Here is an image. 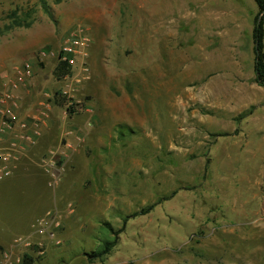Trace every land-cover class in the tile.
Masks as SVG:
<instances>
[{
    "label": "rangeland",
    "instance_id": "rangeland-1",
    "mask_svg": "<svg viewBox=\"0 0 264 264\" xmlns=\"http://www.w3.org/2000/svg\"><path fill=\"white\" fill-rule=\"evenodd\" d=\"M46 1L0 0L1 29L16 10L35 19L0 37V87L31 62L49 93L25 172L0 181V264H264L255 0ZM78 31L87 57L58 79ZM49 212L61 225L40 234Z\"/></svg>",
    "mask_w": 264,
    "mask_h": 264
},
{
    "label": "built area",
    "instance_id": "built-area-1",
    "mask_svg": "<svg viewBox=\"0 0 264 264\" xmlns=\"http://www.w3.org/2000/svg\"><path fill=\"white\" fill-rule=\"evenodd\" d=\"M88 39L84 37L82 32L71 33L62 43V46L57 54L58 60L67 62L72 67L76 64L77 59L87 57L84 53ZM54 55V53H53ZM46 56V53H42ZM87 70V69H86ZM34 76V67L31 62H24L15 69V79L10 82V90L0 95V144L4 142V137L7 133L14 134L15 143L10 142L9 147H0V181L10 178L14 172V162L18 159L17 148L18 142H32V134L39 135L38 125L33 127V133H30L31 126L27 121L20 120L17 109L19 101L14 94L21 85H25ZM18 129V130H17ZM45 172L49 175V185L55 186L61 180L63 166L54 156L43 160ZM61 221L52 212H49L43 219L39 221L38 233L44 234L46 229L51 224L52 226L60 227Z\"/></svg>",
    "mask_w": 264,
    "mask_h": 264
},
{
    "label": "trees",
    "instance_id": "trees-1",
    "mask_svg": "<svg viewBox=\"0 0 264 264\" xmlns=\"http://www.w3.org/2000/svg\"><path fill=\"white\" fill-rule=\"evenodd\" d=\"M255 3L258 7V13L255 16L254 20V31L253 38L255 43L254 53H255V62H254V71H255V82L259 86H264V0H255ZM39 5L45 10H48V4L46 0H39ZM8 23L5 24L4 28H0V37L6 32L13 28L19 27H30L35 21L33 17V11H24L19 13L17 10L12 12L10 16H8ZM72 66L67 62L59 61V64L56 69V76L58 79H62L65 76L69 75L72 70ZM59 102V101H58ZM69 111L74 112L72 108H69ZM252 113L250 112L244 113L240 118H244ZM160 202V201H159ZM151 204L141 211L137 212L135 215H146L154 210L156 205L159 203ZM109 228V230L117 237L122 229L115 230L112 226H110L109 222L104 224ZM117 240L107 241L104 244V249L100 252H91L88 255L89 260L93 259H102L105 255H108L112 248L116 245ZM33 258L29 255H26L25 264H32Z\"/></svg>",
    "mask_w": 264,
    "mask_h": 264
},
{
    "label": "crops",
    "instance_id": "crops-1",
    "mask_svg": "<svg viewBox=\"0 0 264 264\" xmlns=\"http://www.w3.org/2000/svg\"><path fill=\"white\" fill-rule=\"evenodd\" d=\"M257 14H255L256 16ZM255 20V17H254ZM254 31V29H253ZM254 40V38H253ZM15 79V76H11L8 83L10 84V82L12 80ZM4 83L2 85L1 89V94H3L6 91H9L10 85ZM42 84L37 80V77L34 76L32 77L29 81H27V83L25 85H21L17 90H14V94L16 95L18 101H19V108L17 109V114L20 118V120H24L27 121L30 126H31V132L33 133V127H37L36 125H38V121L39 120H43L45 119L44 115H46V112L44 111V105L46 103L47 97L49 96L48 92H44L42 90ZM42 90V91H41ZM0 94V95H1ZM261 102H259L258 104H260ZM48 122V121H47ZM45 122V125H49V122L47 123ZM41 124V122H40ZM47 125V127H48ZM41 128V127H40ZM18 130V129H17ZM43 130L44 128H41L39 130L40 134L42 131L43 134ZM46 130V129H45ZM44 130V131H45ZM35 135L36 134H32L31 138L33 139L32 142H23L20 141L18 142L19 144V148H17V156L18 159L14 162V171L16 174H18V172H25V164L21 163V161L23 162L25 157L28 158L27 156H29L28 154L30 153V151L33 149V147H31V144H34V140H35ZM15 135L11 134V133H7V135H5L4 137V142L2 144H0L1 148H5V147H9L10 142L13 141L15 143V138H13ZM69 142L71 138H68ZM32 172V171H29Z\"/></svg>",
    "mask_w": 264,
    "mask_h": 264
}]
</instances>
